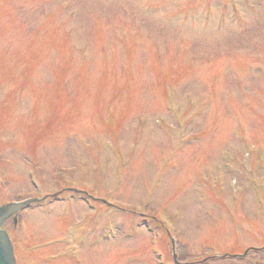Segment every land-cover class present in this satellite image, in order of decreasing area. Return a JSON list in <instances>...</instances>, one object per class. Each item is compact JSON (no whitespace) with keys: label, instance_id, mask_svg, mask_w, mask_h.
I'll use <instances>...</instances> for the list:
<instances>
[{"label":"rangeland","instance_id":"obj_1","mask_svg":"<svg viewBox=\"0 0 264 264\" xmlns=\"http://www.w3.org/2000/svg\"><path fill=\"white\" fill-rule=\"evenodd\" d=\"M44 196L17 264H264V0H0V205Z\"/></svg>","mask_w":264,"mask_h":264},{"label":"water","instance_id":"obj_2","mask_svg":"<svg viewBox=\"0 0 264 264\" xmlns=\"http://www.w3.org/2000/svg\"><path fill=\"white\" fill-rule=\"evenodd\" d=\"M32 201L20 204H11L0 207V227L3 222L10 216L16 214L19 209L28 205ZM0 264H15L12 247L8 236L4 231L0 230Z\"/></svg>","mask_w":264,"mask_h":264}]
</instances>
